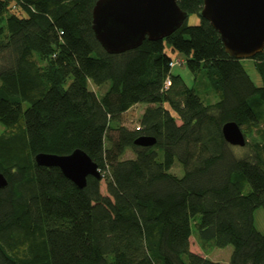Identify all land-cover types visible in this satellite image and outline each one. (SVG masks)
Returning <instances> with one entry per match:
<instances>
[{"label": "trees", "instance_id": "16d2710c", "mask_svg": "<svg viewBox=\"0 0 264 264\" xmlns=\"http://www.w3.org/2000/svg\"><path fill=\"white\" fill-rule=\"evenodd\" d=\"M97 1L0 0V264H223L191 250L194 234L233 246L227 264H264V50L252 59L258 86L201 17L204 1L177 0L198 24L109 54L92 27ZM167 46L185 54L193 86ZM137 105L130 130L122 117ZM230 121L244 155L224 138ZM141 136L156 144L135 145ZM77 149L102 176L83 189L35 162Z\"/></svg>", "mask_w": 264, "mask_h": 264}, {"label": "water", "instance_id": "95a60500", "mask_svg": "<svg viewBox=\"0 0 264 264\" xmlns=\"http://www.w3.org/2000/svg\"><path fill=\"white\" fill-rule=\"evenodd\" d=\"M202 18L220 34L226 52L238 59H254L264 50V0H203ZM177 0H98L93 8V31L109 54H122L139 48L145 40L162 41L188 20ZM233 147L247 144L242 127L234 121L222 128ZM153 137L141 136L135 145L152 147ZM39 166L58 168L77 187L83 189L88 177L102 178L98 165L80 149L69 155L40 153ZM8 181L0 172V189Z\"/></svg>", "mask_w": 264, "mask_h": 264}, {"label": "rangeland", "instance_id": "374dc122", "mask_svg": "<svg viewBox=\"0 0 264 264\" xmlns=\"http://www.w3.org/2000/svg\"><path fill=\"white\" fill-rule=\"evenodd\" d=\"M187 22L189 25H196L199 23V17L197 15H190ZM166 51L173 57V60L175 62L178 60H181L183 62L180 65H176L173 68V72L175 74H180L184 78L187 85H189L190 87L193 86L195 84V77L186 65L185 54L180 52H172V49L169 46L166 47ZM241 61L245 70L251 76L255 84L261 86V77L256 70L254 60L243 59ZM91 88L92 90L98 91L99 93H103L105 90V88H97L93 86V84H91ZM213 95L214 93L212 91L211 94L204 93L206 100L211 102L215 101V97ZM144 109L145 105H137L131 108L123 115L122 124L130 130L139 128L140 118L144 112ZM5 129L6 128L4 127V125L0 123V135L5 131ZM236 150L240 155H244L248 152V149L246 147L237 148ZM135 156V153L131 149H128L124 155V159H132L135 158ZM160 158H162V152H160ZM170 173L182 177L185 173V170L183 166L178 161H176L174 166L171 168ZM101 190L104 194H106V185L104 182L101 185ZM254 218L256 228L264 234V208L258 209L254 214ZM197 219H199V217ZM191 250L195 253H199L201 255H204L205 257H208L210 260L227 264L230 261L234 249L231 245L225 248H217L213 243H202L194 234L191 238Z\"/></svg>", "mask_w": 264, "mask_h": 264}, {"label": "built area", "instance_id": "2783aa9c", "mask_svg": "<svg viewBox=\"0 0 264 264\" xmlns=\"http://www.w3.org/2000/svg\"><path fill=\"white\" fill-rule=\"evenodd\" d=\"M183 62L181 61V60H178V61H173L172 63H171V67L172 68H174L176 65H180V64H182ZM167 85H170V81H168L167 82Z\"/></svg>", "mask_w": 264, "mask_h": 264}]
</instances>
